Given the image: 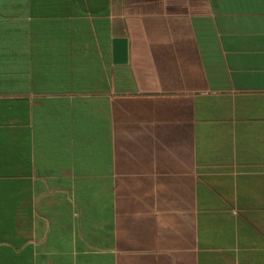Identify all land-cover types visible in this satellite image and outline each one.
I'll list each match as a JSON object with an SVG mask.
<instances>
[{"label":"crops","instance_id":"0c3cea01","mask_svg":"<svg viewBox=\"0 0 264 264\" xmlns=\"http://www.w3.org/2000/svg\"><path fill=\"white\" fill-rule=\"evenodd\" d=\"M0 264H264V0H0Z\"/></svg>","mask_w":264,"mask_h":264},{"label":"water","instance_id":"95a60500","mask_svg":"<svg viewBox=\"0 0 264 264\" xmlns=\"http://www.w3.org/2000/svg\"><path fill=\"white\" fill-rule=\"evenodd\" d=\"M113 61L122 63L126 61V41L124 38H116L113 41Z\"/></svg>","mask_w":264,"mask_h":264}]
</instances>
